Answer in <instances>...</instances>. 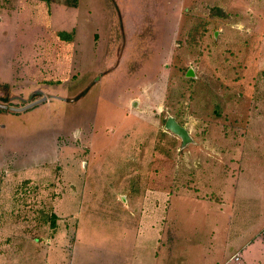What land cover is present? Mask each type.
Instances as JSON below:
<instances>
[{
  "label": "rangeland",
  "instance_id": "374dc122",
  "mask_svg": "<svg viewBox=\"0 0 264 264\" xmlns=\"http://www.w3.org/2000/svg\"><path fill=\"white\" fill-rule=\"evenodd\" d=\"M263 31L264 0H0V264H264Z\"/></svg>",
  "mask_w": 264,
  "mask_h": 264
},
{
  "label": "water",
  "instance_id": "95a60500",
  "mask_svg": "<svg viewBox=\"0 0 264 264\" xmlns=\"http://www.w3.org/2000/svg\"><path fill=\"white\" fill-rule=\"evenodd\" d=\"M189 72L190 70L187 72L188 76L190 75ZM0 107L6 108V105L0 104ZM164 128L180 139L182 147L189 142H193V138L189 134L188 129L181 125L174 116H168L165 119Z\"/></svg>",
  "mask_w": 264,
  "mask_h": 264
},
{
  "label": "trees",
  "instance_id": "16d2710c",
  "mask_svg": "<svg viewBox=\"0 0 264 264\" xmlns=\"http://www.w3.org/2000/svg\"><path fill=\"white\" fill-rule=\"evenodd\" d=\"M60 38H62L63 40H70L71 39V34H69L68 32H59L57 34ZM86 93V89L82 90L81 93H79V95L77 96V99L82 97L84 94Z\"/></svg>",
  "mask_w": 264,
  "mask_h": 264
},
{
  "label": "crops",
  "instance_id": "0c3cea01",
  "mask_svg": "<svg viewBox=\"0 0 264 264\" xmlns=\"http://www.w3.org/2000/svg\"><path fill=\"white\" fill-rule=\"evenodd\" d=\"M262 33H264V31ZM262 33H259V34H262ZM258 37H260V36H258ZM250 62L251 63H255L257 66L262 67L264 65V56L263 57H259L256 61H255V59H253V57L250 56Z\"/></svg>",
  "mask_w": 264,
  "mask_h": 264
}]
</instances>
